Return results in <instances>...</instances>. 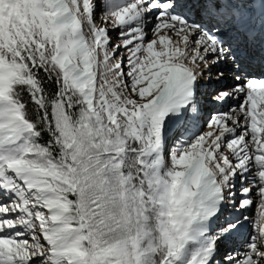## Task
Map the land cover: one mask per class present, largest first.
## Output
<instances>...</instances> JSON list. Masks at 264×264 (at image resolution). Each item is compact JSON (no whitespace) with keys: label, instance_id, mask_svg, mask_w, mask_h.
Wrapping results in <instances>:
<instances>
[{"label":"snow or ice","instance_id":"6c2138e0","mask_svg":"<svg viewBox=\"0 0 264 264\" xmlns=\"http://www.w3.org/2000/svg\"><path fill=\"white\" fill-rule=\"evenodd\" d=\"M0 264H264V0H0Z\"/></svg>","mask_w":264,"mask_h":264},{"label":"rangeland","instance_id":"374dc122","mask_svg":"<svg viewBox=\"0 0 264 264\" xmlns=\"http://www.w3.org/2000/svg\"><path fill=\"white\" fill-rule=\"evenodd\" d=\"M114 38V37H113ZM116 38H114V40H115Z\"/></svg>","mask_w":264,"mask_h":264}]
</instances>
